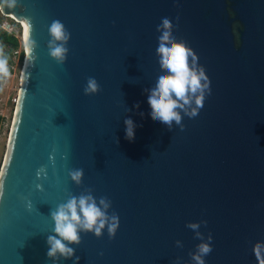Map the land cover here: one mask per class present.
I'll list each match as a JSON object with an SVG mask.
<instances>
[{
  "label": "water",
  "instance_id": "obj_1",
  "mask_svg": "<svg viewBox=\"0 0 264 264\" xmlns=\"http://www.w3.org/2000/svg\"><path fill=\"white\" fill-rule=\"evenodd\" d=\"M161 11L210 81L183 128L156 120L145 97L163 67ZM0 12L24 23L28 44L0 173V264H54L50 209L89 191L118 220L80 234L77 264H195L208 235L205 264H264V0H0ZM53 21L70 33L63 63L49 54Z\"/></svg>",
  "mask_w": 264,
  "mask_h": 264
},
{
  "label": "clouds",
  "instance_id": "obj_2",
  "mask_svg": "<svg viewBox=\"0 0 264 264\" xmlns=\"http://www.w3.org/2000/svg\"><path fill=\"white\" fill-rule=\"evenodd\" d=\"M155 23L158 27L154 48L157 50V61L163 67L158 68L151 81L144 86L148 111L169 129L173 123L183 128L182 114L193 117L198 113L206 93L210 92V81L203 66L198 64L193 50L183 40L175 37L169 14L161 11ZM49 32V54L58 63H63L68 52L66 45L70 33L61 21H53ZM98 90L97 80L89 77L84 87L85 94L96 93ZM122 116L123 131L130 136L133 131V117L127 111ZM68 175L74 183L80 184L83 170L69 169ZM49 216L53 226L46 237L47 256L53 259L54 264L59 258H72L73 264H77L79 257L74 256L75 249L70 245L80 242V234L92 232L100 235L105 228L111 232L118 220V212L115 207H109L107 195H100L97 199L91 191L79 196H69L64 202L56 204L54 209H50ZM200 223L205 222L190 221L187 227L197 230ZM196 235L200 237L202 234L197 231ZM211 239V235L206 240L200 239L196 250L191 254L195 264H205L204 256L211 251ZM175 243L181 245L179 240ZM176 259L178 261L179 258Z\"/></svg>",
  "mask_w": 264,
  "mask_h": 264
},
{
  "label": "rangeland",
  "instance_id": "obj_3",
  "mask_svg": "<svg viewBox=\"0 0 264 264\" xmlns=\"http://www.w3.org/2000/svg\"><path fill=\"white\" fill-rule=\"evenodd\" d=\"M18 63L15 71H12L13 76L9 81L5 82L3 77L0 78V117L2 118L0 130V173L8 150L9 137L15 116L16 101L20 92L24 61Z\"/></svg>",
  "mask_w": 264,
  "mask_h": 264
},
{
  "label": "built area",
  "instance_id": "obj_4",
  "mask_svg": "<svg viewBox=\"0 0 264 264\" xmlns=\"http://www.w3.org/2000/svg\"><path fill=\"white\" fill-rule=\"evenodd\" d=\"M0 30L7 34L14 35V37H16L18 41L20 40V47L17 50L13 51L12 62L4 69L2 75L3 80L7 82L13 76L12 71H15L17 62H25V58L22 59V56L24 55V57H26L27 45L24 41L23 23L20 20L14 18L13 16L9 15L8 17H5L0 12Z\"/></svg>",
  "mask_w": 264,
  "mask_h": 264
},
{
  "label": "trees",
  "instance_id": "obj_5",
  "mask_svg": "<svg viewBox=\"0 0 264 264\" xmlns=\"http://www.w3.org/2000/svg\"><path fill=\"white\" fill-rule=\"evenodd\" d=\"M20 47V40L14 35L7 34L0 30V78H2L3 70L12 62V53ZM24 55L22 59H24ZM2 126V118L0 117V130Z\"/></svg>",
  "mask_w": 264,
  "mask_h": 264
},
{
  "label": "bare ground",
  "instance_id": "obj_6",
  "mask_svg": "<svg viewBox=\"0 0 264 264\" xmlns=\"http://www.w3.org/2000/svg\"><path fill=\"white\" fill-rule=\"evenodd\" d=\"M21 22H22V21H21ZM22 23H23V22H22ZM23 26H24V23H23ZM23 35H24V41H25V44L27 45V48H28V44H27V35H26V32H25V26H24ZM21 79H22V76H21Z\"/></svg>",
  "mask_w": 264,
  "mask_h": 264
}]
</instances>
